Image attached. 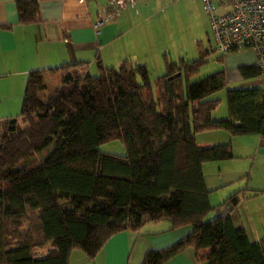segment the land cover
Returning a JSON list of instances; mask_svg holds the SVG:
<instances>
[{
    "label": "trees",
    "instance_id": "obj_1",
    "mask_svg": "<svg viewBox=\"0 0 264 264\" xmlns=\"http://www.w3.org/2000/svg\"><path fill=\"white\" fill-rule=\"evenodd\" d=\"M13 1L19 24L38 20L36 0ZM203 64L164 60L154 80L127 60L98 66L94 76L62 64L49 69L61 70L59 88L43 98V73L30 71L18 117L0 122V264H68L75 248L92 260L112 235L161 219L190 231L140 264H160L184 247L206 250L205 264H264V236L250 242L229 215L204 220L212 206L202 164L230 151L194 139L207 130L264 138V87L226 88L221 69L193 79ZM253 69L259 75L256 64L239 72ZM221 89L226 117L212 119L219 99L207 96ZM111 139L123 155L97 148ZM49 145L38 162L22 165ZM237 193L226 199L232 206Z\"/></svg>",
    "mask_w": 264,
    "mask_h": 264
},
{
    "label": "crops",
    "instance_id": "obj_2",
    "mask_svg": "<svg viewBox=\"0 0 264 264\" xmlns=\"http://www.w3.org/2000/svg\"><path fill=\"white\" fill-rule=\"evenodd\" d=\"M213 1L218 14L229 8L227 0ZM36 2L38 20L19 24L14 1L0 0V122L18 117L30 71L41 70L45 84L46 79L61 73L49 69L62 64L71 65L68 71L73 74H96L98 66L116 67L127 60L144 65L149 79L154 80L164 73V60L174 63L199 57L204 64L197 79L221 69L226 88L264 87V76L254 74V69L248 75L239 72L240 67L254 68L256 56L251 49L225 54L214 51L201 0H135L133 7L119 11L97 28L94 23L107 13L106 0ZM172 22L187 23L182 30L175 25V30ZM56 80L53 90L60 86L59 76ZM217 92L208 98L223 99L224 89ZM225 110L223 106L218 112L213 109L211 118H225ZM194 139L201 147L229 145L228 159L202 164L212 206L207 214L211 219L229 215L250 242L260 241L264 236V138L207 130L196 133ZM235 192L238 200L232 206L226 199ZM189 231L187 226L171 229L167 219L145 222L138 229L112 235L92 260L85 256L82 264H140L147 251L170 248ZM205 253L184 247L160 264H205Z\"/></svg>",
    "mask_w": 264,
    "mask_h": 264
},
{
    "label": "built area",
    "instance_id": "obj_3",
    "mask_svg": "<svg viewBox=\"0 0 264 264\" xmlns=\"http://www.w3.org/2000/svg\"><path fill=\"white\" fill-rule=\"evenodd\" d=\"M221 1V0H218ZM107 13L96 20L94 27L103 24L119 11L133 7L135 0H106ZM229 8L216 13L213 0H201L206 14L214 51L225 54L251 49L256 56L259 75L264 76V0H227Z\"/></svg>",
    "mask_w": 264,
    "mask_h": 264
},
{
    "label": "rangeland",
    "instance_id": "obj_4",
    "mask_svg": "<svg viewBox=\"0 0 264 264\" xmlns=\"http://www.w3.org/2000/svg\"><path fill=\"white\" fill-rule=\"evenodd\" d=\"M172 23H173V27H174L175 30H177L176 27H175V25L178 26V28L182 30L184 28V25L187 22H172ZM174 42H175V40H174ZM172 53H174V52H172ZM96 74L91 73L90 75L91 76H94ZM58 76H59L58 74H55L54 75V78L50 77V78L46 79L44 89H42L41 91L38 92V97L39 98H43L44 96H47L49 93H51L53 91V87H54L53 85H56V82H57L56 79L58 78ZM198 76L195 77L194 79H197ZM217 94H218V92L217 93L215 92L213 94L212 93L209 94L208 96L209 97H214ZM222 106H223V108L225 110L226 108H225L224 98L219 101L217 107L215 108V111L220 110V109L222 110ZM17 128L18 129L21 128V125H18ZM5 130H6V125L2 124V126H0V132L1 131L3 132ZM51 148H52V146L49 145L47 147V149L44 150L42 153L34 155L29 162L24 163L22 165H25L26 166V165H30V164H33L35 162H38ZM97 148L100 151H102V152L116 154V155H123L125 153L124 147H123V145L121 144V142L118 139H111V140L102 142V143H100L97 146ZM205 174H206V176L210 177V174H208V171H205ZM209 219H211L210 218V213L207 214L204 217V220L205 221H207ZM48 248H49V244H46L44 247H42L39 250V252L40 253H44ZM84 260H85L84 253L80 249L75 248V249H72L71 250V253L69 254V260H68L69 263L68 264H82Z\"/></svg>",
    "mask_w": 264,
    "mask_h": 264
}]
</instances>
